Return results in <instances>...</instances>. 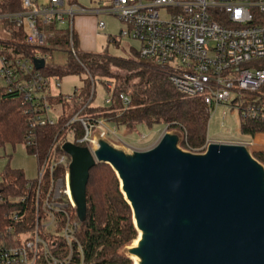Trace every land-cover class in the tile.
<instances>
[{
	"label": "built area",
	"instance_id": "built-area-1",
	"mask_svg": "<svg viewBox=\"0 0 264 264\" xmlns=\"http://www.w3.org/2000/svg\"><path fill=\"white\" fill-rule=\"evenodd\" d=\"M20 2L21 10L0 13V21L23 27L27 33L25 42L31 46L45 43L46 34L41 25L56 28L67 25L70 52L76 57L72 42L74 16L111 15L124 26L120 35L139 43V59L166 69L175 88L188 97H200L209 114L218 106L232 107L242 118L264 123V97L257 94L264 84V65L260 62L264 60V0H108L90 8L63 6L61 0H50L44 6L36 5L34 0ZM160 9L165 10L166 16L160 15ZM97 25L103 28L105 23L99 20ZM35 58L46 56L36 54ZM0 79L3 85L21 92L23 102L32 112L33 124L55 122L50 118V106L45 99L52 80L59 87L57 76L45 77L34 67L33 60L9 55L1 38ZM120 98L128 104L126 95L121 94ZM74 120L81 123L83 136L74 138V129L69 127L66 141L83 143L93 150V143L99 138L113 135L120 139L114 121L90 122L74 116L69 122ZM250 138L232 142L248 149L252 144ZM66 141L59 144L61 151L57 150V143L53 144L37 162L35 177L25 182V194L8 198L0 195V205L11 203L20 207L8 215L10 222L0 231V264H34L39 246L46 247L39 229L52 232L61 221L57 213L65 215L57 234L67 245L76 240L73 235L78 223L67 212L75 206L68 185L70 158L61 148ZM211 141L206 136L203 151ZM57 168H63L62 175L56 174ZM28 216L33 229L16 231L17 225L29 220ZM70 254L71 251L62 259L47 255V263L68 264Z\"/></svg>",
	"mask_w": 264,
	"mask_h": 264
},
{
	"label": "trees",
	"instance_id": "trees-1",
	"mask_svg": "<svg viewBox=\"0 0 264 264\" xmlns=\"http://www.w3.org/2000/svg\"><path fill=\"white\" fill-rule=\"evenodd\" d=\"M21 9L19 0L0 2V13ZM4 23L11 32V37L10 40L1 42L9 55L33 60L36 54L45 56L50 50L69 45L67 29L41 25L40 29L48 33L44 45L35 47L25 42L27 33L23 27H16L8 21ZM109 40L117 42L114 38ZM72 42L73 45H78L73 30ZM68 53L66 65L44 64L38 69L40 74L51 78L84 70L89 77L81 88L74 90L70 98L61 95L53 98L47 94L45 100L50 110H53V104L60 107L56 120L51 125L33 124L32 112L23 102L21 92L9 85H0V147L23 144L26 152L40 162L53 144L57 143V150L61 151L59 144L66 141L69 127L74 129V138L83 136L81 123L78 120L69 122L74 116L90 122L98 119L111 120L118 129H136L139 125L151 128L156 124H164L168 129L181 134V145L190 151H198L205 144L209 114L206 106L200 97H188L177 90L169 80L166 69L142 59L117 58L91 52L76 53L75 57L70 51ZM260 62L264 65L263 59ZM95 76L109 79L107 88L111 90V94L105 106H94L91 103L94 97L91 86ZM121 94L128 97V104L122 102ZM240 129L243 134L254 137L264 133V123L241 118ZM259 142L264 141L259 139ZM251 154L264 167V150ZM62 172L63 168L56 169V174L62 175ZM27 180L21 169L6 164L0 171V195L8 198L25 194ZM85 200L86 214L83 221L78 219L75 207L67 210L70 217L78 223L76 240L70 245L57 234L65 215L57 213L61 221L52 232L39 229L41 236L46 239V247L39 246L34 264H48L47 255L65 258L70 251L68 264H133L123 249L136 239L138 231L133 223L131 207L120 189L119 179L109 164L96 163L90 169ZM16 209H20L16 204L0 205V231L9 224L8 215ZM30 213L32 216L33 211ZM28 218L26 223L16 226V231L33 229L30 216Z\"/></svg>",
	"mask_w": 264,
	"mask_h": 264
},
{
	"label": "water",
	"instance_id": "water-1",
	"mask_svg": "<svg viewBox=\"0 0 264 264\" xmlns=\"http://www.w3.org/2000/svg\"><path fill=\"white\" fill-rule=\"evenodd\" d=\"M36 69L44 58H34ZM163 132L130 153L103 138L90 150L70 141L68 185L77 217L96 163L109 164L132 211L139 238L127 252L137 264H264V167L245 145L211 141L200 153Z\"/></svg>",
	"mask_w": 264,
	"mask_h": 264
},
{
	"label": "rangeland",
	"instance_id": "rangeland-1",
	"mask_svg": "<svg viewBox=\"0 0 264 264\" xmlns=\"http://www.w3.org/2000/svg\"><path fill=\"white\" fill-rule=\"evenodd\" d=\"M38 3H45V0H38ZM79 5L84 7L92 6L89 3V0H81L79 2ZM159 11L160 15L166 16L164 9H160ZM97 19L103 21L105 23V27L103 29L89 31V40L91 42H94L95 48L93 51L95 53L117 58H126L134 60L139 59L137 55L139 43L133 39H129L120 35V30L124 26L117 18L106 14H99ZM57 28L66 30L67 25H62ZM44 32L45 34L48 33L47 31ZM110 38H114L117 42H111L109 40ZM74 49L77 54L82 52L81 48H79L78 45H74ZM69 51V45L66 48L59 47L48 51V53L45 55V64H53L58 66L66 65L68 61ZM87 77L89 76L84 70L79 73H68L59 77L57 76L59 87H56L55 83L52 80L50 86L47 89V93L52 95L53 98L58 97L59 95L64 98L71 96L74 90H78L83 86V83L87 79ZM92 82L93 83L91 87H93L94 92V97L91 102L92 105H107L106 99H108L111 94V90L107 88L109 84V79L95 76ZM0 85H3L2 79H0ZM257 94L264 97V88L261 87ZM52 100H50V102ZM53 105H51V108L53 107V110H51L49 114L52 120H56L58 114L57 112L60 107L59 105ZM223 110H225L224 116H222ZM241 118L242 117L240 116L239 111H237L236 109L232 107L218 106L213 113L208 114V121L206 126L207 138L212 139L213 141L220 142H232L235 140L248 139V136L241 132ZM118 130L120 133V139L113 135L105 136V138L103 139L106 140L112 146L119 148L127 153H130L134 149H143L151 146L163 132L177 134L179 137L177 144L178 147L182 150L190 151L188 148L181 145V134L176 133L174 130L168 129L167 125L164 124H156L151 128H148L145 125H139L136 127V129L119 128ZM144 133L147 134V137L142 138L141 135ZM94 135L99 138V134L97 131H94ZM202 147L198 151L190 152H203ZM248 150L250 151L249 148ZM7 163H9V166L12 168L14 167L21 169L27 178H34L37 173L36 159L35 157H32V155H29L26 152L23 144H15L14 146L8 145L3 148L0 147V170ZM74 236L75 234L73 235V237ZM132 242L129 245L125 246V248L123 249L125 253L128 254L127 249L133 245ZM130 258L132 259V262L134 264L133 256H130Z\"/></svg>",
	"mask_w": 264,
	"mask_h": 264
},
{
	"label": "crops",
	"instance_id": "crops-1",
	"mask_svg": "<svg viewBox=\"0 0 264 264\" xmlns=\"http://www.w3.org/2000/svg\"><path fill=\"white\" fill-rule=\"evenodd\" d=\"M5 1L6 0H0V2H5ZM49 1L50 0H45V3L39 4L38 0H34L35 4L38 5V6L47 5L49 3ZM61 1L63 3V6H68V5L74 4V5H78L80 7H84V6L79 5V2L81 0H66V1L65 0H61ZM105 1H108V0H105ZM100 2H103V1L89 0V3L92 6H94V5H96L97 3H100ZM20 4H21V2H20ZM85 8H90V7H85ZM12 12H16V11H12ZM98 16L99 15L94 16V15H87V14H79V15L74 16V18H73L72 30H73V32L76 35L78 47L81 48L82 52L95 53L93 51L94 48H95L94 42L93 41L91 42L89 40V38H90L89 37V31L90 30L95 31L96 29H103L105 27V26L103 28H99L98 27V25H97V23L99 21L97 19ZM4 22H5L4 20L0 21V38L3 41L4 40H10V37H11V32L9 31V29L7 28V26H6V24ZM47 94H49V93H47ZM259 139H263V141H264V133L256 134L254 137H251L249 139V140H252V143H257L256 145H251L249 147L251 153L264 150V142H259ZM5 146H8V145H5ZM32 157H34V156H32ZM7 164H9V163H7Z\"/></svg>",
	"mask_w": 264,
	"mask_h": 264
},
{
	"label": "bare ground",
	"instance_id": "bare-ground-1",
	"mask_svg": "<svg viewBox=\"0 0 264 264\" xmlns=\"http://www.w3.org/2000/svg\"><path fill=\"white\" fill-rule=\"evenodd\" d=\"M97 146H98V144H97V140H95L94 143H93V147H92V149L94 150L95 148H97ZM69 192H70V191H69ZM139 235H140V232H138V235H137L136 239L133 240V242H132L133 245L136 244V242H137V240H138V238H139ZM133 260H134V264H137V262H138V258L135 257V256H133Z\"/></svg>",
	"mask_w": 264,
	"mask_h": 264
}]
</instances>
